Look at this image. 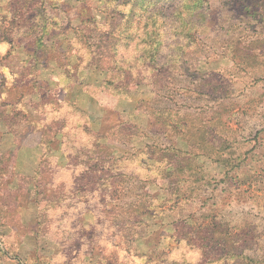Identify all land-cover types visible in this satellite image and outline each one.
I'll list each match as a JSON object with an SVG mask.
<instances>
[{"label":"rangeland","instance_id":"rangeland-1","mask_svg":"<svg viewBox=\"0 0 264 264\" xmlns=\"http://www.w3.org/2000/svg\"><path fill=\"white\" fill-rule=\"evenodd\" d=\"M145 8L0 0V110L13 127L0 124V264H264V0H189L166 25L152 15V56L124 30ZM110 21L130 44H116L114 66L135 86L118 97L89 64V43L115 42ZM42 41L54 49L38 54ZM93 132L139 173L113 206Z\"/></svg>","mask_w":264,"mask_h":264},{"label":"trees","instance_id":"trees-1","mask_svg":"<svg viewBox=\"0 0 264 264\" xmlns=\"http://www.w3.org/2000/svg\"><path fill=\"white\" fill-rule=\"evenodd\" d=\"M113 2L116 3V6H120V5H125L127 3L131 4V13L128 17L130 18H134L135 12L137 11V6L141 5L142 7H146L145 9H143V11L145 12H141L140 14H138V19L136 21H134L135 23H126L127 25L124 27V30H128V31H133L135 30L136 32H141L143 35V42L141 43V47L139 49L136 50H141L143 53L145 52H150V56L153 55V52L156 50H160L159 47L156 48L155 50V42L158 38L159 35H162V30L161 27L158 28L155 26V22L153 21L151 27H148V20H150V18L152 17V15L155 16V21L157 20H161L162 25H166L167 22L170 21L171 16H173V14H175L174 16H181L182 15V8L186 7L189 5V0H167L165 3L167 4V6L165 5H161V6H155L152 11L149 9L150 6L153 5V3L155 2V0H148L147 3H144V5L141 4V2H144L143 0H112ZM180 5L181 10L176 9L175 6ZM174 6V8H173ZM172 8L170 11L167 12V10L169 8ZM105 13V10H103ZM145 13L148 14L147 16V20L146 21H141V19L145 16ZM113 17V15H110ZM129 24V25H128ZM131 24V25H130ZM108 31L107 33L109 35H113V37L115 38V42L114 43H110L109 46H105V44L102 42L101 45H92V43H89L90 38L88 35L86 34H82L80 35L81 40H84V43H86L88 45L89 43V47L92 48L91 49V54L92 56L90 57V63L91 65H93L94 67L98 68V69H103V71H105V79L103 80V83L99 86V89H101V87L103 86V84L106 85H112L113 88V92L115 94V96H121L123 94H127L129 92L130 89L135 88L134 87H129L128 88V83L126 82V78L129 77H125V70H122L118 73L117 68L114 66L115 65V61L114 60H120L122 59L121 57V53H120V45L116 44H121L123 46H129V43H123L122 39L125 37L122 33H119L120 27L114 23H112L110 21L109 25H108ZM160 29V30H159ZM161 32V33H160ZM172 36L176 37V41H175V45H179L181 48L183 47L182 42L178 41V37H177V33H174ZM110 37V36H109ZM110 37V38H113ZM163 46L162 47H166L169 45L168 43V38L166 36H163V41H160ZM34 43L37 44V42H32L31 46H34ZM40 48L42 51L37 52L39 53H48L47 49L52 48L51 50L54 49V47H52L51 45H47L46 43L39 42L38 43ZM92 45V46H90ZM96 46V48H94ZM111 46L114 48V50L110 51L109 49L111 48ZM109 48V49H108ZM37 49V51L39 50ZM43 49L45 50V52H43ZM109 50V52H108ZM49 53H52L51 51ZM40 57H42V54L37 55L36 54V58L39 59ZM49 58H54V60L57 62V60L55 59V55L50 54ZM113 59V61H112ZM39 62V61H38ZM44 63V62H42ZM112 64V65H111ZM124 76V77H123ZM116 84H113V83ZM4 110H0V124L6 126L8 132L13 130V127L9 126L10 122L7 119L6 114L4 113ZM81 116L85 118V120L87 119L85 113L82 111L81 112ZM84 123V122H83ZM13 132V131H12ZM85 132H90V130L88 128L85 129ZM93 135H95V137L101 142L100 143H96V149H97V154H96V159L95 160V166H93V168H96V166H98L97 170L100 171V176H102L104 178L103 184L106 186L105 188L108 190V193H110L111 198H115L111 205H114L115 200H119L120 197H124L125 195V184L128 182L129 178H136L137 176H139V173H129L127 171H123V169L118 166L117 162L120 161L119 158H115L112 155V149L111 146L109 144V142L107 141L108 138L107 136H100L98 134H96V132H93ZM46 137H43L42 140L40 141V145H42L44 142L45 144L49 143L51 141V139H45ZM147 148V146H146ZM162 151V150H161ZM157 154V152H156ZM175 155V154H174ZM133 175H136L134 177H132ZM171 175V173H168L166 175H164V179L162 180H166L169 176ZM148 183L152 184L154 183V181H147ZM141 214V213H140Z\"/></svg>","mask_w":264,"mask_h":264}]
</instances>
